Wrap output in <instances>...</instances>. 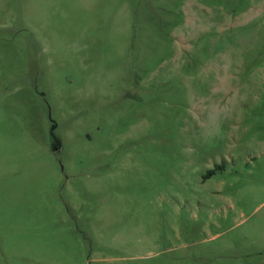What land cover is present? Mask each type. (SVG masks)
Returning a JSON list of instances; mask_svg holds the SVG:
<instances>
[{
    "label": "rangeland",
    "instance_id": "rangeland-1",
    "mask_svg": "<svg viewBox=\"0 0 264 264\" xmlns=\"http://www.w3.org/2000/svg\"><path fill=\"white\" fill-rule=\"evenodd\" d=\"M0 264H264V0H0Z\"/></svg>",
    "mask_w": 264,
    "mask_h": 264
}]
</instances>
